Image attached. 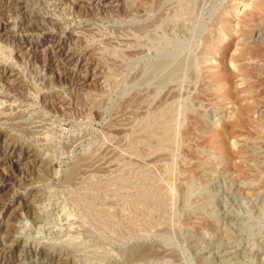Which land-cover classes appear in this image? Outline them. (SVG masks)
Instances as JSON below:
<instances>
[{
    "label": "rangeland",
    "instance_id": "rangeland-1",
    "mask_svg": "<svg viewBox=\"0 0 264 264\" xmlns=\"http://www.w3.org/2000/svg\"><path fill=\"white\" fill-rule=\"evenodd\" d=\"M0 188V264H264V0H0Z\"/></svg>",
    "mask_w": 264,
    "mask_h": 264
},
{
    "label": "bare ground",
    "instance_id": "bare-ground-1",
    "mask_svg": "<svg viewBox=\"0 0 264 264\" xmlns=\"http://www.w3.org/2000/svg\"><path fill=\"white\" fill-rule=\"evenodd\" d=\"M65 0H60V2H61V4L64 2ZM76 4V3H75ZM77 5V4H76ZM256 5V4H255ZM74 6V5H73ZM228 45V44H227ZM229 47H230V45H228L227 46V48L229 49ZM227 49V50H228ZM230 59H232L233 60V58H230ZM230 59H227V60H230ZM228 62V61H227ZM227 62H226V65H227ZM230 62H231V60H230ZM224 64V63H223ZM222 64V65H223ZM229 64V63H228ZM225 69V68H224ZM219 70H220V68H219ZM226 70V69H225ZM221 72V71H220ZM223 72V71H222ZM217 73V72H216ZM215 73V74H216ZM222 75V74H221ZM222 78V76H218L217 77V81L216 82H219L220 80H223V79H221ZM230 78V77H229ZM229 78H226L225 77V79H226V83H228V85H230V80H229ZM218 79H219V81H218ZM233 81V80H232ZM224 82V83H225ZM234 82V81H233ZM223 83V84H224ZM225 83V84H226ZM221 84V83H220ZM229 87H231V86H229ZM233 87V86H232ZM230 90H232V89H230ZM231 93V92H230ZM229 93V94H230ZM235 93V92H234ZM233 101V100H232ZM240 110V109H239ZM240 114V113H239ZM238 117V116H237ZM244 119V118H243ZM234 123V122H233ZM218 136V135H217ZM219 137H221V136H218L217 137V139H219V144H224L226 141H225V137H224V139L223 138H219ZM229 139V138H228ZM11 150V149H10ZM15 155V154H14ZM29 157V156H28ZM2 158V157H1ZM9 158H10V161H11V164H13L14 166H19L20 165V163H23L22 161H23V159L24 158H21V157H18V156H14V157H12V154L10 153L9 154ZM26 158V157H25ZM6 159V158H5ZM9 160V159H8ZM14 168V167H13ZM9 179V178H8ZM11 180V179H10ZM7 183H8V181H6ZM5 182V183H6ZM11 182V181H10ZM4 183V182H3ZM2 183V184H3ZM5 186V185H4ZM9 187V186H8ZM1 189V188H0ZM5 189V188H4ZM5 192V191H4ZM12 207V206H11ZM30 250V254L31 255H33L34 257H39V256H41V251H40V249H33V248H31V249H29ZM28 257V256H27ZM30 257V256H29ZM31 258V257H30ZM32 259V258H31ZM37 259V258H36ZM63 260V259H62ZM59 257H53V256H48V258H47V263H43V264H66L65 263V261L63 260L62 261ZM16 262H18V261H16ZM20 262V261H19ZM49 262V263H48ZM14 264V263H13Z\"/></svg>",
    "mask_w": 264,
    "mask_h": 264
}]
</instances>
